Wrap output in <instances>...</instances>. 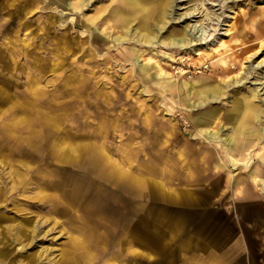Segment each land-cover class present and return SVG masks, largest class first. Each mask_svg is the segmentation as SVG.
<instances>
[{
	"label": "rangeland",
	"instance_id": "obj_1",
	"mask_svg": "<svg viewBox=\"0 0 264 264\" xmlns=\"http://www.w3.org/2000/svg\"><path fill=\"white\" fill-rule=\"evenodd\" d=\"M58 1L0 0V264H175V193L158 185L172 184L184 143L190 154L220 145L198 141L201 112L221 109L206 127L225 128L227 108L252 100L264 127V89L254 96L264 81V0H167L159 32L153 11L163 0ZM145 16L160 41L191 23L208 30L187 45L139 42ZM127 29L128 40H114ZM172 81L203 82L194 101L216 85L221 98L186 109ZM260 136L247 138L248 163L226 162L258 198L229 191L218 200L264 202V128Z\"/></svg>",
	"mask_w": 264,
	"mask_h": 264
},
{
	"label": "crops",
	"instance_id": "obj_2",
	"mask_svg": "<svg viewBox=\"0 0 264 264\" xmlns=\"http://www.w3.org/2000/svg\"><path fill=\"white\" fill-rule=\"evenodd\" d=\"M250 102H247L248 107L227 108L225 128H219L225 135H232L233 148L225 151L226 148L218 139L199 136L200 142L206 140L208 144H214L217 140L220 145L217 148L205 144L210 151L190 154V149H186V142L184 147H179L175 152V174L171 175L170 181L172 184L160 181L163 184L158 185L163 188L170 186L171 192L175 193L172 215L175 217V264H264V202L257 199L258 191L253 185L235 183L232 178L234 174H230L227 169V165L231 164L226 163L238 159L237 155L240 160H245L243 150L253 144L252 139L247 138H261L256 119L259 111L250 106ZM217 110L223 112L219 108ZM253 119L255 125L251 124ZM248 127H257L258 130L245 135ZM192 139L196 140L194 137ZM237 147L242 151L236 150ZM94 153L102 155L99 156L101 160L106 156L103 147H98ZM246 159L248 163L249 159ZM230 167L235 168L233 165ZM258 171L257 167L251 168V179L255 180L253 174ZM221 175L223 180L219 178ZM137 177V185H142L144 176ZM229 191L236 195L241 193L257 198L230 204L218 200Z\"/></svg>",
	"mask_w": 264,
	"mask_h": 264
},
{
	"label": "bare ground",
	"instance_id": "obj_3",
	"mask_svg": "<svg viewBox=\"0 0 264 264\" xmlns=\"http://www.w3.org/2000/svg\"><path fill=\"white\" fill-rule=\"evenodd\" d=\"M52 1L56 3L57 0L56 1L52 0ZM90 1L91 0H79L75 4L74 3L73 4H70V2L68 0H59L58 1L59 2L58 4L63 5L64 8H71L74 5L75 7H79L80 9H85V8H88L87 6L89 5V2ZM134 2L136 3L137 0H134ZM166 2H167V0H163L159 4L160 6L155 7L154 8V11H153V13H156V15L158 14V20L159 21H157V22L154 21V25H155V27H156V29H157L158 32L161 31L162 29H164V27L166 26V23H168L169 18H170L169 17V15L171 14L170 11L165 12L164 15L162 13V9L165 7ZM176 3H177V0H171L169 6H172L174 4L176 5ZM144 11H146V10L144 9ZM192 13H194V12L192 11ZM110 15L111 16L114 15L111 20L113 21V23L116 22L117 21L116 20L117 14L113 11V13L111 12ZM185 15L186 16L187 15H190V12L186 13ZM190 16H193V15H190ZM207 16L211 20H213V19L215 20V18H216V17H214V13H212V14L209 13V14H207ZM182 17L183 16L180 15V16H178V19L179 18H182ZM117 18H119V17H117ZM184 18H187V17H184ZM102 19H103V17H101L100 14H98V15H95L92 19H90L89 22L93 23V25L96 26V24H100V22H101ZM127 20H128V18L127 17H124L123 18V23L125 24V22H127ZM214 20H213V23L216 24L217 23L216 22L217 20L216 21H214ZM85 21H87V19ZM149 25L150 24H149L148 18L146 16L145 17H142L140 19L139 26L141 28H143L144 30H142L143 32L138 33V35H136V36H138L137 39H138L139 42L145 41V42H148V43H151V44L153 42H159V43L170 44V45H187L189 43V40L187 39V36H192L193 34H195L197 32H199L198 33V36H201V35L204 36L203 34H205L206 31L208 30V28H207V25L208 24H207L206 21L203 22L202 24L191 23L188 27H185V29H183L182 31H179L181 34H177V32H176V33H174V34H172V35H170L168 37V41H166L165 39H163V40L161 39V41H160L159 39L156 38L157 37L156 32H152L151 33L150 26ZM87 26H89V25H87ZM129 32L130 31H128V29L125 30L124 34L119 35L117 38H114V40H118V41H120V40L121 41H125L126 39L128 40V33ZM109 36H110V34L108 35V37ZM133 37H135V36H133ZM99 38H101V35L99 33H95V40L98 41ZM201 38H203V37H201ZM108 50H111V49L109 48ZM255 83H257L258 85H257V88L254 90V96H257L258 97L259 91L262 90V89H264V81H261V80L260 81H255ZM169 84L172 85V89L175 90V93H178L177 95L179 96V102L182 103V105H184V108H186V109H188V108H190V109H196V108L204 107L210 101H216V100H219L221 98V95L219 96L218 91H216L217 89H214L215 87L217 88L218 85L214 86V88H211L210 86H208L207 88H209L210 90L212 89L210 92L207 90L205 92H202L203 93L202 94L201 92H198L197 91V93H200V99L198 101H194L193 99H190L189 98V95L191 93H193L194 91H196L195 88L200 87V85H202V84L204 86V83L203 82L196 81L194 83H190V81L189 82H183V81L180 82V81H177V82L174 83V81H172V82H169ZM262 93H264V92H262ZM249 105L252 106V107H255L256 106L255 104H253L252 100H251V102H250ZM189 113H190V111H189ZM201 113L202 114H200L198 116H195L193 118L194 124L196 126H199L198 127L199 128V132H201L203 135H206V137L208 139H218L219 141H221L222 146H224V148H226V149H224L225 151L228 150V149L230 150V148L232 146L234 147V143H233L234 141H233L232 135H230V136L229 135H225V133L222 131V129H218V128L208 129L206 127L207 125L213 124L216 121H218L217 119H219L220 111L217 110V109H209V110L204 111V112H201ZM261 128H264V127H260V131H261ZM255 130H258V128L257 127H251V128L248 127V129L245 130L244 134L247 135L246 133H250V132L252 133ZM236 150H238L239 152L242 151L240 147H237ZM221 165H222V167H224V163L223 162H221ZM27 227L28 228L27 229L24 228L25 230L23 231V232H25V235L26 236L27 235H31V234H33L36 231V225L35 224L28 225ZM2 228H3V226H2ZM28 243H26V244H28ZM0 251H3V248L0 247Z\"/></svg>",
	"mask_w": 264,
	"mask_h": 264
}]
</instances>
